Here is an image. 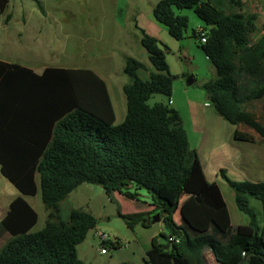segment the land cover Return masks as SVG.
<instances>
[{"label": "trees", "instance_id": "1", "mask_svg": "<svg viewBox=\"0 0 264 264\" xmlns=\"http://www.w3.org/2000/svg\"><path fill=\"white\" fill-rule=\"evenodd\" d=\"M244 3L161 0L153 16L182 41L189 28L183 12L195 11L208 30L194 32V37L217 76L203 87L209 101L226 121L245 124L264 138V125L247 110L253 103L264 104V35L252 42L258 15L245 13ZM9 4L0 0V16ZM141 34L153 70L143 80L139 74L146 66L127 59V115L120 125L108 86L94 71L48 67L37 75L0 60V168L20 194L0 223L9 235L0 264H83L78 247L99 221L82 210H72L65 221L60 206L84 184L101 186L110 198L119 193L137 203L140 192L147 191L152 212L122 217L133 230L139 223L149 228L152 216L161 215V238L167 243L153 246L146 264H207L206 251L219 264H264V183L233 182L220 173L235 192L238 210L249 219L234 228L220 186L208 182L190 149L180 113L169 104L149 103L156 95L170 100L174 78L161 42L145 30ZM235 141L255 142L240 132ZM38 195L48 217L44 228L33 232L39 215L26 198ZM183 195L194 197L196 204L179 226L174 215ZM250 198L262 204V222ZM170 237L179 244L169 243Z\"/></svg>", "mask_w": 264, "mask_h": 264}, {"label": "rangeland", "instance_id": "2", "mask_svg": "<svg viewBox=\"0 0 264 264\" xmlns=\"http://www.w3.org/2000/svg\"><path fill=\"white\" fill-rule=\"evenodd\" d=\"M159 1L10 0L8 10L0 16V60L30 68L38 74H42L45 67L94 71L108 86L116 125H120L127 114L123 91L130 82L124 73L127 59L133 58L146 66L147 70L139 74L143 80H148L153 70L148 53L141 45V30H145L161 42L169 72L174 78L172 98L168 100L156 95L149 103L152 106L169 104L188 123V102L208 99L203 87L217 77L214 66L200 48L199 39L194 37V32L206 31L208 27L194 10H186L183 15L189 18V28L185 39L176 41L168 29L154 19L153 9ZM243 9L247 14L258 15L257 31L251 37L252 42H256L264 35V0H245ZM191 77L197 82L188 87L187 81ZM208 103L211 104L210 101ZM247 110L259 116L264 125L262 102L249 105ZM208 177L220 186L233 225L247 224L248 217L238 210L235 192L220 172L215 177L208 174ZM0 180L1 215L17 191L11 185L4 186L5 179ZM140 201L125 200L118 204L101 186L84 184L61 203V216L65 221L72 210L91 213L99 221L98 228L90 232L85 243L78 248L83 264H145L143 248L166 245L167 241L160 237L163 233L160 223L153 224L155 226L150 229L139 223L131 230L123 220L122 217L141 214L152 205V199L145 190L140 192ZM30 202L39 215L33 232H39L45 226L48 213L40 195L36 199L30 198ZM250 202L262 222V204L254 198H250ZM184 211V206L178 209L174 215L175 222ZM100 234L107 237V255L101 252L104 242ZM116 243L121 244V249H116Z\"/></svg>", "mask_w": 264, "mask_h": 264}, {"label": "crops", "instance_id": "3", "mask_svg": "<svg viewBox=\"0 0 264 264\" xmlns=\"http://www.w3.org/2000/svg\"><path fill=\"white\" fill-rule=\"evenodd\" d=\"M46 68L48 67H45V69ZM36 74L42 75L38 73ZM196 82L197 81L195 80L194 85L196 84ZM208 102H209V98L201 102L189 101L187 104L189 122L186 123V121H184L185 119L183 120L184 128L188 135L191 151L197 155L203 167L208 182L215 183L213 179H210L208 177V174L213 175L215 177L219 172L220 173L224 172L226 177L233 182L248 181L253 183H258V182L264 183V138L261 137L255 130H253L252 128L248 127L245 124L232 125L224 118H222L220 115H218L213 104L212 103L209 104ZM236 132L247 134L253 137L255 142L244 143V142L235 141ZM193 141L194 143H192ZM1 178L5 179L1 174V168H0V179ZM5 181L6 182H3L4 186L11 185L6 179ZM19 196L20 194L17 191V193L13 195L9 203H7V206L2 210V213L0 215V223L6 217L9 211L10 204ZM38 197L39 195L32 199H36ZM112 198L115 199V201L118 204L124 203V201L126 200L119 193L113 194ZM26 200L33 207V205L30 202V198H26ZM195 204L196 203L194 197L189 195H183L181 197L178 209H182V207L184 206L185 211L183 212L182 216H180L179 221L176 222L177 225L180 226L182 224L183 218L194 208ZM152 210L153 207L149 206V208L146 209L145 212H142L141 214L148 215L152 212ZM229 213H230V209H229ZM230 216H232L231 213ZM231 221H232V217H231ZM159 223L161 225V231L165 233L164 224L162 222ZM232 225H233V221H232ZM239 226L241 225H237V226L233 225V227L235 228ZM150 227L148 229H150ZM8 240H9V235H7L0 226V250L3 248V246L6 244ZM224 243H226V241H224ZM149 250L150 249L143 248L145 256ZM205 257L207 264H219L216 261L212 252L206 251Z\"/></svg>", "mask_w": 264, "mask_h": 264}, {"label": "built area", "instance_id": "4", "mask_svg": "<svg viewBox=\"0 0 264 264\" xmlns=\"http://www.w3.org/2000/svg\"><path fill=\"white\" fill-rule=\"evenodd\" d=\"M203 43H206V39L204 38L203 40ZM99 237L103 240V248H102V250H101V252H102V254H104V255H106V254H108V246H106V245H104L105 243H108L106 240H107V237L105 236V235H103V234H100L99 235ZM168 242L169 243H175V244H179V240H178V238H176V237H170L169 239H168Z\"/></svg>", "mask_w": 264, "mask_h": 264}, {"label": "water", "instance_id": "5", "mask_svg": "<svg viewBox=\"0 0 264 264\" xmlns=\"http://www.w3.org/2000/svg\"><path fill=\"white\" fill-rule=\"evenodd\" d=\"M194 83H195V79L191 77L187 81V86L191 87L194 85ZM160 221H161V215L160 214H155L152 216V220H151L152 224L159 223Z\"/></svg>", "mask_w": 264, "mask_h": 264}]
</instances>
